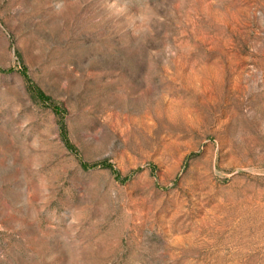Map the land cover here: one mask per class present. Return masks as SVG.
I'll return each mask as SVG.
<instances>
[{"label": "rangeland", "instance_id": "rangeland-1", "mask_svg": "<svg viewBox=\"0 0 264 264\" xmlns=\"http://www.w3.org/2000/svg\"><path fill=\"white\" fill-rule=\"evenodd\" d=\"M0 264H264V0H0Z\"/></svg>", "mask_w": 264, "mask_h": 264}]
</instances>
